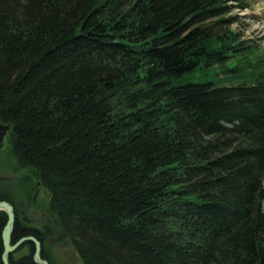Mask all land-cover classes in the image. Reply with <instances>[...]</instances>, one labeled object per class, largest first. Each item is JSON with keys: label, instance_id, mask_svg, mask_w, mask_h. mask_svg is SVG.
<instances>
[{"label": "trees", "instance_id": "1", "mask_svg": "<svg viewBox=\"0 0 264 264\" xmlns=\"http://www.w3.org/2000/svg\"><path fill=\"white\" fill-rule=\"evenodd\" d=\"M236 6L0 0V123L82 264H264V48Z\"/></svg>", "mask_w": 264, "mask_h": 264}, {"label": "flooded vegetation", "instance_id": "2", "mask_svg": "<svg viewBox=\"0 0 264 264\" xmlns=\"http://www.w3.org/2000/svg\"><path fill=\"white\" fill-rule=\"evenodd\" d=\"M0 202L8 204L13 214L10 244L21 241L16 248L18 255L13 256L14 259L29 252L31 248L34 258L37 241L39 259L46 264H82L61 223L50 209L41 180L32 169L9 161L0 168ZM0 213H4L6 224V213L3 210ZM13 229L17 233L14 243L11 239ZM13 252L10 254L14 255Z\"/></svg>", "mask_w": 264, "mask_h": 264}, {"label": "rangeland", "instance_id": "3", "mask_svg": "<svg viewBox=\"0 0 264 264\" xmlns=\"http://www.w3.org/2000/svg\"><path fill=\"white\" fill-rule=\"evenodd\" d=\"M248 8L239 10V7H235L231 14H236L238 22H235L230 27L235 29L243 39H247L248 45L258 46L264 48V0H247ZM230 62H228L229 64ZM215 71L217 68H213ZM212 69H204L202 72L210 76ZM223 76V75H222ZM214 80V78H211ZM228 82L224 79L223 83ZM11 129L8 131L9 134L5 136V143L0 148V168L3 167L7 162L16 163L17 161L11 152ZM14 257L18 255L17 250H14Z\"/></svg>", "mask_w": 264, "mask_h": 264}, {"label": "water", "instance_id": "4", "mask_svg": "<svg viewBox=\"0 0 264 264\" xmlns=\"http://www.w3.org/2000/svg\"><path fill=\"white\" fill-rule=\"evenodd\" d=\"M10 129H11L10 124L0 123V148H2V146L4 144V138ZM2 210L7 215V222H6V224L2 230L3 252H2L1 259H2L3 264H9L8 263V255L17 248L18 244L21 241H19L18 243H15L13 245L10 244V237H11V231H12V226H13V214L11 212V207L8 206L5 202H0V211H2ZM35 244H36V248H37V251L35 253V260L39 264H46L45 261L39 259V256H38L39 244L37 241H35Z\"/></svg>", "mask_w": 264, "mask_h": 264}, {"label": "bare ground", "instance_id": "5", "mask_svg": "<svg viewBox=\"0 0 264 264\" xmlns=\"http://www.w3.org/2000/svg\"><path fill=\"white\" fill-rule=\"evenodd\" d=\"M7 205H8V204H7ZM18 242H19V241H18ZM18 242H17V243H18ZM38 256H39V255H38ZM34 260H35V255H34ZM35 262L38 263L36 260H35Z\"/></svg>", "mask_w": 264, "mask_h": 264}]
</instances>
